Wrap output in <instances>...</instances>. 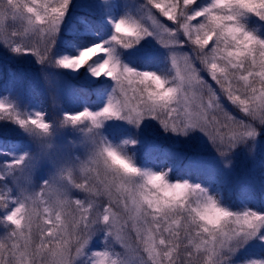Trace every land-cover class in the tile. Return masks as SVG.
Wrapping results in <instances>:
<instances>
[{
	"label": "snow or ice",
	"instance_id": "obj_1",
	"mask_svg": "<svg viewBox=\"0 0 264 264\" xmlns=\"http://www.w3.org/2000/svg\"><path fill=\"white\" fill-rule=\"evenodd\" d=\"M78 2L73 15V0H0V54L33 59L53 97L81 104L56 120L27 110L10 71L0 128L21 135L0 137V264H264V209L247 192L229 206L201 155L228 168L264 153V0ZM97 20L110 33L76 45ZM61 69L89 85L53 87ZM153 124L192 154L153 143L138 162Z\"/></svg>",
	"mask_w": 264,
	"mask_h": 264
},
{
	"label": "rangeland",
	"instance_id": "obj_2",
	"mask_svg": "<svg viewBox=\"0 0 264 264\" xmlns=\"http://www.w3.org/2000/svg\"><path fill=\"white\" fill-rule=\"evenodd\" d=\"M73 3L76 4V7L72 9V14H80L78 12V10L80 9L78 0H74ZM96 32L98 33V37L100 38L106 37L110 33L107 29H105L98 23L96 24ZM84 35H87L89 38L86 40V42H78V46L80 47L98 42V40L100 39L99 38L96 41L92 40L91 37H94V33H85ZM65 37L67 36L65 35ZM149 43L151 49L155 53L163 57V50L160 49L154 41H150ZM128 54L130 56L135 55L132 50H129ZM2 55H5L6 59L10 62V64H15L19 62V64L21 65V69H24V73L29 75V77L35 79L37 82L39 81V84L41 85L40 93L42 100L26 96L22 90L16 89V91L23 97L24 106L27 110H32L33 108H43L46 111L47 118L49 120H56L61 117L63 111L72 110L78 106L81 107V104L79 102L69 101L67 97V88H65V91L62 94L53 97L48 80L41 73L40 66L37 65L33 59L25 58L16 60L10 58L7 53L0 54V56ZM160 66L165 67L166 65L162 62ZM57 72L59 73L60 77H53V87L56 86V79L61 86L65 82L74 85L76 88H81L85 86L83 83V79H80L81 77H79V82L76 83L64 72L59 70H57ZM7 95H9L8 92L0 93V96ZM14 130L16 131V134L13 137L21 135L16 128L12 126H7L6 130L3 131L2 134H0V137L9 134L10 131L13 132ZM141 136L145 144L139 146L136 153L138 157V162L140 163L144 162V159L146 158V150L148 149L149 145L153 143L159 145L162 149H172L175 151L182 152L185 155H191L194 147L193 142L189 140L179 141L180 145L179 147H176V141H174L171 137L162 134L159 127L155 124L144 129L141 132ZM71 138L72 137L69 135L68 139ZM12 151L21 153L25 151V146L16 147L12 149ZM201 155L203 159H205L210 165H213L216 169L224 173L227 182L222 187L221 194L224 201H226L229 206L240 207V202L242 201V193L247 192L254 197L257 207H264V205H260V202L264 201V189H262L260 186V177L261 174L264 173V153L258 150L254 156H249L244 151L237 152L236 155L233 157V162L231 166L228 168H224L220 160L217 158L216 154L210 150H204ZM177 174L184 175V172L182 169H178Z\"/></svg>",
	"mask_w": 264,
	"mask_h": 264
},
{
	"label": "trees",
	"instance_id": "obj_3",
	"mask_svg": "<svg viewBox=\"0 0 264 264\" xmlns=\"http://www.w3.org/2000/svg\"><path fill=\"white\" fill-rule=\"evenodd\" d=\"M74 2V0H73ZM78 12L81 14V10L79 9ZM97 23L100 24L101 26H103L105 29H107L110 32V25L107 24L106 21L104 20H97ZM65 35L67 36L66 38H72V34L71 33H65ZM89 37L87 35H79L77 37L74 38V43L76 45H78V42H86V40ZM100 37H98V33L95 32L94 33V37H91L92 40L96 41L97 39H99ZM82 39V40H81ZM61 48L63 51L68 52L70 54H75V49L73 48H65L63 42H61ZM14 72L16 74L17 77V90H22L26 96H30L32 98H36L39 100H42L41 97V85L39 84V81L37 82L35 79L29 77V75L24 73V69H21V65L18 63L15 64H10V62L6 59L5 55L0 56V93H5L7 91H5V88L10 87L11 84L9 82L10 78H9V73ZM64 72L68 77H70L71 79H73L76 83L79 82V77H81L80 79H83V83H84V87L81 88H86L89 85V78H90V74H88L87 76L85 75H76V74H72L70 72H67L66 70H59ZM81 72L83 73L84 70L82 69ZM23 75V78H22ZM76 110H80V107H75L74 109H72V111H76ZM62 112V111H60ZM59 112V115H60ZM6 127L0 128V134L3 133V131L6 130ZM16 131L14 130L13 132L10 131L9 134H7L6 136H10L13 137L15 136ZM18 137V136H16ZM240 205L242 206L241 202ZM262 209H264L263 206H261ZM4 233V228L2 225H0V237L3 236Z\"/></svg>",
	"mask_w": 264,
	"mask_h": 264
}]
</instances>
